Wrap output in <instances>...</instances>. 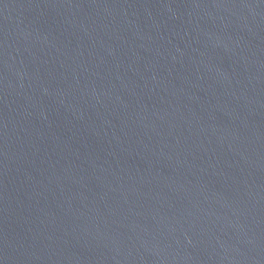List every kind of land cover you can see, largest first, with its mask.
Here are the masks:
<instances>
[{
  "label": "water",
  "instance_id": "water-1",
  "mask_svg": "<svg viewBox=\"0 0 264 264\" xmlns=\"http://www.w3.org/2000/svg\"><path fill=\"white\" fill-rule=\"evenodd\" d=\"M0 264H264V0H0Z\"/></svg>",
  "mask_w": 264,
  "mask_h": 264
}]
</instances>
